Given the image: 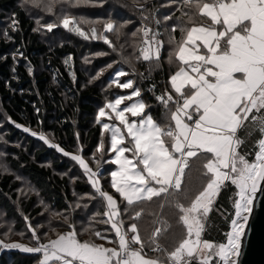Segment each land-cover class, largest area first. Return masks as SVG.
I'll list each match as a JSON object with an SVG mask.
<instances>
[{"label":"trees","instance_id":"1","mask_svg":"<svg viewBox=\"0 0 264 264\" xmlns=\"http://www.w3.org/2000/svg\"><path fill=\"white\" fill-rule=\"evenodd\" d=\"M94 1L99 2L101 7L83 11L90 13L91 18H107V23H116V20L121 18L122 22L131 23L123 41L122 39L116 41L114 37L108 36L106 38L112 43L110 47L104 41L90 40L89 43L88 39L72 36L64 30L54 28L51 32L48 31V37L53 39V42L48 38L45 41L47 43H44L35 30L34 19L16 4V0H0L2 11L0 18L4 17V12H10L13 18V25L6 31L8 41L0 38V103L3 109L0 113V122L4 114L5 118L15 125L14 129H10L9 139L21 138L16 132H22L17 127L20 125L24 129L50 132L62 149L72 153L78 143L77 123L79 138L84 140L83 143L88 148L85 157H88L92 148L97 147L98 151L101 149L103 139L102 126L99 123L93 125L96 110L100 111L104 104L114 102L116 98L137 89L140 91L139 99L146 105L145 114L151 115L158 125L173 128L170 114L176 109V103L169 102L166 106L157 97L164 96L166 99L167 94L171 93L175 100H179L169 85L170 76L180 68L176 58L178 45L184 38L186 30L193 26L210 25L206 17L199 15L197 5L202 6L203 2L212 0ZM121 9L126 10L129 17L117 15ZM142 24L151 26L153 29L151 39L157 38L160 42L159 59L151 58L145 61L140 57V61L132 65L127 61V64L115 56L116 52L113 49H120L119 43L122 42L124 54L135 55L138 50V38L128 40L127 35L135 28L140 30ZM173 26L175 31L172 30ZM141 48L137 52L138 55H141ZM9 51H12V56L8 55ZM93 54H103L104 57L95 58L92 65H85L84 57ZM118 71L128 73L118 79L119 83L132 81V89L117 87L115 74ZM91 79L95 81L89 83ZM253 116L248 117L249 120L240 126L236 134L241 141L239 148L249 161L254 159L258 141L262 136H259L261 129L254 122ZM29 138L24 152L18 150L14 154L15 157L6 158L11 169L20 172L54 212L65 214L70 211V203L73 202L72 187L77 189L78 195L94 198L87 208L90 224L88 232L82 233L81 228L77 226L73 230L76 231L80 242L118 249V238L106 222L108 218L104 215L106 209L102 197L88 183L85 185L78 180L71 183L69 175L77 174L83 180L87 179L78 163L71 159L77 166L76 169L64 160L58 161V157L62 156L58 151L47 147L43 140L31 136ZM164 139L170 143V138ZM35 140L42 141L45 145L42 143L43 147L34 151L32 159V151L37 146ZM205 155L207 154L201 153L198 157L189 159L190 167L186 169L181 192L169 190L150 201H138L132 206H128L118 194H114L121 212L119 219L124 222L125 230L127 231L132 223L137 224L138 234L145 244L146 258L164 261V264L172 263L169 260L171 252L182 239L186 238L179 206H189L208 180V176L204 174L206 170L203 168V163L206 162ZM46 159L52 160L51 167L44 165L43 161ZM93 163L94 165L88 166L95 172L96 161ZM52 169L64 174L68 171L69 175L59 176L54 174ZM17 190L18 183L13 176L0 173V206L7 217L17 222L16 230L24 227L23 216L33 221L41 212L40 207H35L34 197L20 202ZM108 191L113 193L111 189ZM232 192L230 186L221 190L208 217L207 230L202 235L204 240L218 243L223 241L227 230L224 219L232 212ZM17 201L21 204L19 206L22 207L21 213L13 205ZM137 213L138 218L133 219ZM62 230L64 234L68 233L64 228ZM127 235L130 238L132 233L127 232ZM153 239L161 246V250L150 253ZM132 247L137 250L140 248L139 245ZM4 253L7 255H3ZM40 257L41 253L4 251L0 254V264H38ZM193 264H197V261L194 260Z\"/></svg>","mask_w":264,"mask_h":264},{"label":"snow or ice","instance_id":"2","mask_svg":"<svg viewBox=\"0 0 264 264\" xmlns=\"http://www.w3.org/2000/svg\"><path fill=\"white\" fill-rule=\"evenodd\" d=\"M32 3L39 7V0H32ZM197 7L199 15L209 18L211 24L186 30V36L178 45L176 58L183 66L170 76L169 82L179 100H175L171 93L167 94L166 99L164 96L157 97L164 104L176 103L171 116L174 129L158 125L151 115L138 123L129 121L126 113L141 117L146 110L143 102L120 107L124 100L139 97L138 89L108 103L106 107L111 112L101 109L97 121L100 118L111 120L114 115L130 138L131 146L125 147L126 139L121 127L108 123L102 125L104 131L111 133L110 151L115 153V158L110 162L119 168L111 173V187L128 206L138 201H150L161 193L169 192V189L181 192L186 169L190 167L189 158L207 154L203 168L208 180L189 206H179L187 236L171 252L169 259L172 264H193L194 260L197 264H213L214 259L216 264H238L242 238L257 194L264 184V138L258 141L259 150L250 162L238 152L241 141L236 137L238 128L253 110L259 113L264 109V0H212ZM46 9L53 11L51 0ZM74 23L72 18L65 16L60 25L49 22L45 26L49 32L62 26L88 39L89 36L80 27H70ZM113 28L112 23H107L104 31L111 32ZM172 30L175 31V26ZM144 35L147 37L148 31ZM92 38H97L95 29L92 30ZM99 38L112 46L108 38ZM144 43L148 47L141 49L143 60L152 58L153 47L159 59L160 42L153 38L151 41L146 39ZM127 74L125 71L115 74L117 87L133 88L132 81L119 83L118 78ZM185 89L189 91L186 93ZM186 121H192V124ZM24 131L29 129L25 128ZM32 135L37 133L33 132ZM164 137L171 139L170 147L166 146ZM39 138L49 143L43 135ZM126 153H131L132 158H128ZM72 159L90 173L93 187L106 201L107 211L104 215L118 238V249L80 242L75 230L41 244L30 225L32 238L38 246L0 242V247L43 253L40 264H49V261L61 264H164V261L146 258L145 244L138 234L137 224L132 223L126 231L124 222L119 219L121 212L117 201L98 187L97 173L92 172L80 156H73ZM225 182H230L235 188L234 218L226 242L217 244L202 240L205 230L203 221ZM138 216L139 213L133 219ZM156 231L158 234L159 229ZM127 232L132 233L130 238ZM132 245H139L140 248L137 250Z\"/></svg>","mask_w":264,"mask_h":264},{"label":"rangeland","instance_id":"3","mask_svg":"<svg viewBox=\"0 0 264 264\" xmlns=\"http://www.w3.org/2000/svg\"><path fill=\"white\" fill-rule=\"evenodd\" d=\"M48 3H49V0H39V7H37L32 3V0H16V4L20 8H22L26 12V14H28L30 17H32L34 19L35 30H36L37 34L40 36L41 41H43L44 43H47L45 41H47L48 38L50 39V37H48L49 33H48V30H47L45 25L49 22L60 25L62 19L65 16L72 18L75 22L74 25H72L70 27L78 26L83 31L86 32V34L89 36V38H88L89 43H90V40H95L98 42L104 41L103 39L99 38L101 36H103V37L110 36V37H114L116 41H118L119 39H122V41H123L124 34L127 33V28L131 24L130 22H126V21L122 22V19L118 18V20H116V23H112L114 25L113 31L105 32L104 29H105V25L107 24V18H103V19L91 18L90 13L83 12L84 10H91V9H94L97 7H101L99 2H96L94 0H51L52 8H53L52 12H48L46 9V5ZM105 4H106V2H105ZM80 9H82V11H80ZM0 14H2L1 9H0ZM117 15H120L121 17L127 16V11L124 9H121L120 12H117ZM127 17H129V14ZM12 19H13L12 14L10 12H6V13L4 12V17L0 18V30H1L0 38H3L5 41H8L6 31L9 28H11V26L13 25ZM206 19L211 24L210 19L207 17H206ZM55 29L56 30H64L72 36H80L75 31H69V30L63 28L62 26H58ZM93 29H95V31H96L97 38H92V30ZM145 31H148L147 37H145V35H144ZM152 33H153V29L151 26H149L147 24H142L140 30H139V28H135L131 32V34L127 35V38H128V40L133 39V38L136 40L138 38V42H137L138 43V46H137L138 50H137V52H139V49L141 48L142 45H143V48L148 47V45H146L144 43V41L146 39L151 41L152 40L151 39ZM185 36H186V34H185ZM80 37H82V36H80ZM155 40H157V38ZM50 42H53V39L52 40L50 39ZM50 42H48V43H50ZM119 44H120V49H117V48L113 49V51L116 52L115 56H117L118 59L120 57L121 61H125V63H127V61H128L131 65L133 63H136V61H140V57L142 58V55H138L137 52H135V55H132V54L126 55V54H124L125 50L121 46L122 42H120ZM202 51H205V50L202 49ZM9 52L10 53L8 55L12 56L13 55V54H11L12 51H9ZM154 52H155V47H153L152 58L156 59ZM118 53H119V55H118ZM102 57H104L103 54L87 55L84 57L83 63L85 65H92V60H94L95 58H102ZM182 66L183 65L180 63V67H182ZM104 70H106V69H104ZM102 72L103 71H100V73H102ZM209 79H211V78H209ZM93 81H95V80L91 79L89 83H92ZM169 81H170V79H169ZM169 85H170V82H169ZM170 88H171V85H170ZM171 91L174 93V91L172 89H171ZM188 91H189L188 89H185L186 93ZM133 92H130L129 94H125L124 96L130 95ZM175 95H177V94H175ZM120 97H123V96H120ZM134 102H142V101L139 99V97H134L133 100H124V102L122 103V105L120 107L125 108ZM168 103L166 104V106L168 105ZM106 106H107V103L103 105V109L106 112L110 113L111 110L108 109ZM2 112H3V109H2L1 103H0V113H2ZM174 112H175V109L170 114V120H171V116ZM255 114H257V115L255 116ZM98 115H99V111L96 110V112L93 115V125H95L96 123H99L100 126H102L104 123H108L110 125H116V126L121 127L123 134L125 136V139H126V143L123 146H125V147L131 146L130 145V138L127 136L126 131L123 130V126L119 125V123L115 119L114 115H113V118L111 120H109L107 118H103L102 120L100 119L99 122L97 121ZM253 115L255 116V119H253L254 122H256L257 126H259V128L261 129L259 131V136L262 135L260 137V139H262V138H264V123H261V121H264V109H262L259 113H257L256 110H253V112L249 116L252 117ZM126 116L130 122L136 121L138 123L141 119L146 118L148 115H146L144 113V115L141 117H132L130 114L126 113ZM194 119H195V116H194ZM171 122H172L173 128H174V121L171 120ZM186 122H188L190 125L192 124V121H186ZM9 125L11 126V128H9ZM14 128H15V125H13L10 121H8L3 114L2 115V121L0 122V173L2 175L13 176L14 180L17 181V183H18L17 195H18V200L20 202L27 201L30 197H34L35 202H36L35 207H40L41 212H40V215L38 216V218H35V220H33V221H31L26 216H23L24 227L16 230L15 225L17 222L14 221L12 218L7 217L6 212L3 210L2 206H0V242H3L5 244L19 243V244L27 246V247L38 246L37 241L32 238V231L29 229V225L31 226L32 229L35 230V232L39 236L41 244H47V243H49V239L53 240V239L58 238V236L60 234H64L65 232H63V230H62L63 228L69 232V231H71V229L73 230L77 226L79 229L81 228L80 231L82 233H87L89 228H90L89 220L87 218L88 217L87 208L90 205L91 201H93L94 198H91L88 196H83V195H78L77 189L72 187L71 192L73 193L72 194L73 195V202L70 203V211L68 213H65V214L54 212L53 208H51L49 206V204L46 201H44L43 198H41L39 196V194L35 191L34 186L29 181L27 179H25L20 174V172H15L11 169L6 158L7 157H12V158L15 157L14 154L18 150L24 152L26 149V141L28 139H30L29 138L30 136L40 139L39 138L40 135H43L49 141V143H46V146L51 148V149H55L56 151H58V153H60L62 155V156L58 157V161L64 160L65 163L72 165L76 169H78L77 166H75V163L72 162V160H71L73 156H80L85 161V163L88 164L89 166L94 165L93 161H96V166L94 169L96 170L95 173H97V176L95 178L98 179L100 182L98 187H100L101 191L105 192L106 194L112 195L113 198L116 199L114 194H118V193H116L114 191V189H112V187H111V180H112L111 173L113 171H118L119 168L117 165H114L110 162L112 159L115 158V153L110 151V135H111L110 131H104V129L102 127V137H103V139L101 140L102 150H99L100 151L99 152L97 147L92 148L90 155L88 157H85V151L88 148L83 143L84 140L79 138L80 132H79V127L77 126V123H76V131H77V142L78 143H77V147L73 150L72 153H68L64 149H62L61 146L59 145V143L55 140V138L53 137V135L50 132H44V131L38 132L37 130H31V129L26 132V131H24V128L18 127V129L21 130L22 132H20V131H16V132H17V135H21V138L15 139V137H13V139H9L8 134L10 132V129H14ZM239 128H238V131H239ZM238 131H237V133H238ZM33 132L37 133V135H32ZM22 133H25L28 136L24 135ZM35 142L37 143V146L32 151V154H31L32 159H33L32 155H33L34 151H37L38 149H41L43 147L42 141H39V140L36 141L35 140ZM171 143H172L171 140H170V143L166 142V146L170 147ZM43 144L45 145V143H43ZM49 144L55 145V146L50 147ZM239 147H240V145H239ZM239 147H238V152L240 154H243ZM9 150H11V151L8 152ZM258 150H259V144H258L257 152H258ZM65 153H68V155H65ZM243 155H245V154H243ZM126 156H128V158H132L131 153H126ZM245 157H247V156L245 155ZM254 158H255V156H254ZM189 159H192V158H189ZM76 162L78 163L79 167L85 172L87 179L83 180L82 178L78 177L77 174H75V176H71V175H69V173L67 171V172H65V174L69 175L71 183L73 184L77 180L82 182L85 185H86V183H88L91 186V188L94 189V191H96V188L93 187V184H92L91 180L89 179L90 173L86 172L85 169L80 165V163L78 161H76ZM43 163L46 167H51L53 162L50 159H46L43 161ZM89 168L91 169L92 172H94L92 167H89ZM52 170H53L54 174H57L59 176L65 175L64 172L62 173V172H57L54 169H52ZM104 186L106 187V189H104ZM153 186L157 187V185H153ZM227 186H230L233 190V192H232L233 196L231 199L232 212L230 213V216H227L224 219L225 223L227 224V230L224 233L222 242H226L227 233L230 231V228H231V220L234 218V199H235V188H234V186H232L230 184V182H225V185L221 187L219 194H220L221 190H223ZM108 189H111L113 191V193H110L108 191ZM169 190L175 191L174 189H169ZM219 194H218V196H219ZM98 195H99V193H98ZM218 196L215 198L214 203L211 206V211L214 207L215 202L217 201ZM19 201L15 202L13 205H14L15 209L19 213H21L22 207L19 208V206H21ZM122 201L126 203V201H124L123 199H122ZM103 202H104L105 209L107 211L106 201L104 199H103ZM211 211H210V213H211ZM210 213L205 218V220L203 221L205 223V230L202 233V235H204L205 231L207 230V220H208V217L210 216ZM181 220H182V217H181ZM182 223H183V221H182ZM109 225H110V223H109ZM26 226H27V228H26ZM184 228H185L186 236H187V229H186L185 225H184ZM202 240H204V239L202 238ZM215 243L218 244V242H215ZM4 251H19L21 253H29V252L21 251L19 249H8V248L0 247V254H2ZM3 255H7V254L4 253ZM42 259H43V253H41V257L39 259L38 264H40V261ZM68 259H70V258H68ZM49 264H61V262L49 261ZM213 264H216L215 259L213 260Z\"/></svg>","mask_w":264,"mask_h":264},{"label":"water","instance_id":"4","mask_svg":"<svg viewBox=\"0 0 264 264\" xmlns=\"http://www.w3.org/2000/svg\"><path fill=\"white\" fill-rule=\"evenodd\" d=\"M238 264H264V184L246 228Z\"/></svg>","mask_w":264,"mask_h":264},{"label":"built area","instance_id":"5","mask_svg":"<svg viewBox=\"0 0 264 264\" xmlns=\"http://www.w3.org/2000/svg\"><path fill=\"white\" fill-rule=\"evenodd\" d=\"M154 240V239H153ZM152 240V241H153ZM155 241V240H154ZM153 249H156V250H153ZM161 250V246L155 241V243H152V247L151 249L149 250L150 253H154V252H157V251H160Z\"/></svg>","mask_w":264,"mask_h":264},{"label":"bare ground","instance_id":"6","mask_svg":"<svg viewBox=\"0 0 264 264\" xmlns=\"http://www.w3.org/2000/svg\"><path fill=\"white\" fill-rule=\"evenodd\" d=\"M259 194V193H258ZM257 198H258V195H257ZM257 200V199H256ZM255 203H256V201L254 202V205H255ZM253 208H254V206H253ZM251 216H252V213H251V215H250V218H251ZM250 220V219H249ZM249 223V222H248ZM245 233H246V230H245ZM244 238H245V236L242 238V242L241 243H243V240H244ZM241 250H242V247H241ZM240 257V256H239Z\"/></svg>","mask_w":264,"mask_h":264}]
</instances>
